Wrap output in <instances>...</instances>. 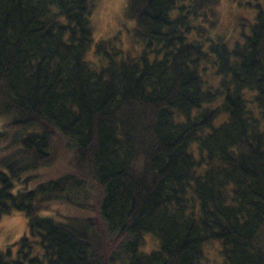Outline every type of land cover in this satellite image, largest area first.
I'll return each mask as SVG.
<instances>
[{"label":"trees","instance_id":"trees-1","mask_svg":"<svg viewBox=\"0 0 264 264\" xmlns=\"http://www.w3.org/2000/svg\"><path fill=\"white\" fill-rule=\"evenodd\" d=\"M219 5L128 0L132 60L96 0H0V218L29 229L0 264H264V8L232 42Z\"/></svg>","mask_w":264,"mask_h":264},{"label":"rangeland","instance_id":"rangeland-1","mask_svg":"<svg viewBox=\"0 0 264 264\" xmlns=\"http://www.w3.org/2000/svg\"><path fill=\"white\" fill-rule=\"evenodd\" d=\"M128 0H96V8L92 16V24L94 27L95 43L104 42L106 49H112L117 52V58H131L132 60L139 57L143 51V46L136 39L135 29L136 22L126 15ZM264 8V0H220L219 16L221 25L218 33L233 37L230 41L234 42L235 38H239L241 30L248 31L249 23L256 13V5ZM239 21V28L236 23ZM230 39V38H229ZM233 39V40H232ZM107 49V50H108ZM121 54V55H120ZM89 59L93 62L102 63L106 66L109 61L108 57H98L95 55V46L89 53ZM113 60V57H110ZM5 119L0 117V130L5 129ZM4 144L3 137L0 136ZM63 155V157H61ZM58 156L64 163L70 160L67 152ZM37 180L32 178L28 182V186H33ZM94 203V201H89ZM58 213L64 217L71 214L68 208L54 206L45 213ZM80 215L87 214L84 210L79 211ZM29 229L27 219L23 212L14 211L12 214L0 218V246L3 250L10 249L15 255L18 249L16 245L22 236L28 235ZM144 252H151L157 249V242L152 236L145 237ZM202 264H225L221 254V245L219 242H208L204 245V260Z\"/></svg>","mask_w":264,"mask_h":264}]
</instances>
